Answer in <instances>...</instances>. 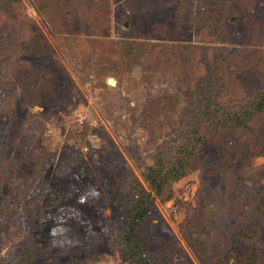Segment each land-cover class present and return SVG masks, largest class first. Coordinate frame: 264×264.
<instances>
[{"label": "rangeland", "instance_id": "rangeland-1", "mask_svg": "<svg viewBox=\"0 0 264 264\" xmlns=\"http://www.w3.org/2000/svg\"><path fill=\"white\" fill-rule=\"evenodd\" d=\"M262 95L264 0H0V264H264Z\"/></svg>", "mask_w": 264, "mask_h": 264}, {"label": "trees", "instance_id": "trees-1", "mask_svg": "<svg viewBox=\"0 0 264 264\" xmlns=\"http://www.w3.org/2000/svg\"><path fill=\"white\" fill-rule=\"evenodd\" d=\"M262 97H263L262 102L258 101L257 103H254L253 106L248 107L244 112L239 111V110L232 114H230V112H224L222 113L221 116L219 115V113L217 114L216 112L211 111L213 109L211 104L207 105V107H205L206 109L205 113H207L205 117L207 118H212L213 116L222 117L221 119L217 118L218 119L217 121L209 125V129L220 131L223 129L237 128L238 126H240L241 122H243L242 116L245 115V120H246L249 117L253 116L254 111L256 110L262 111V108L264 107V95H262ZM210 112H212L213 114ZM199 116L200 115H198V118H196L195 116L194 117L192 116V118L194 119L196 118V121H198L200 119ZM193 122L194 121L192 120L190 121L188 125L185 126V129L182 131L180 135L178 147L173 148L174 150H172L170 153L171 155H174L171 157L174 161L173 169L167 172V174H164L162 172L163 160L160 161L157 165L150 168L149 173L147 175V179H148L149 185L153 189H156L157 191H160V192L163 191L164 188L167 186L166 180L169 175L172 176L169 180L170 182L171 180H174L182 176L183 174H185L186 168L191 166V161L195 157L196 151L198 149L197 144L202 141V133H200L198 126L192 125ZM196 133H200V134H199V137H197L198 143L194 144L192 136H194ZM176 149H178L177 152H175ZM138 198L139 197H137V199ZM143 205H144L143 203H139V205L137 206L135 205L136 206L135 215H133V218L131 221L132 223L130 227H137L140 220L143 219L144 214H145ZM128 236H129V232H128ZM127 247L133 254V259H132L133 264H147L146 262H144V260L142 259V255L137 250H139L140 247H142L143 250L148 252L149 249L145 246L144 241L142 242L139 238L136 237V235L134 234V230L132 229L130 233V238H128Z\"/></svg>", "mask_w": 264, "mask_h": 264}, {"label": "water", "instance_id": "water-1", "mask_svg": "<svg viewBox=\"0 0 264 264\" xmlns=\"http://www.w3.org/2000/svg\"><path fill=\"white\" fill-rule=\"evenodd\" d=\"M108 84L111 86H116L117 85V81L114 78H110L108 79Z\"/></svg>", "mask_w": 264, "mask_h": 264}, {"label": "clouds", "instance_id": "clouds-1", "mask_svg": "<svg viewBox=\"0 0 264 264\" xmlns=\"http://www.w3.org/2000/svg\"><path fill=\"white\" fill-rule=\"evenodd\" d=\"M53 234H55V232H53Z\"/></svg>", "mask_w": 264, "mask_h": 264}]
</instances>
